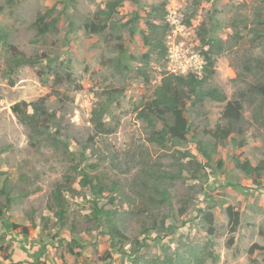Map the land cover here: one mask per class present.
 <instances>
[{"label":"rangeland","instance_id":"obj_1","mask_svg":"<svg viewBox=\"0 0 264 264\" xmlns=\"http://www.w3.org/2000/svg\"><path fill=\"white\" fill-rule=\"evenodd\" d=\"M110 1L0 0V264H264V172L255 186L234 167L235 159L264 166V95L256 90L264 87V0H125L113 18L119 27L88 33L85 25L100 22ZM162 3L170 24L165 46L185 41L202 53L204 39L224 42L208 85L244 106L243 134L235 141L212 137L228 127L226 103L212 100L186 112V141H149L151 128L138 111L168 72L167 54L144 45V20L121 24L137 14L145 19ZM49 10L57 24L41 37L37 20ZM10 44L39 62L14 68ZM54 72L72 76L74 84L54 86ZM111 94L117 98L94 121ZM45 96L57 122L33 132L11 108ZM195 138L221 143L212 163ZM144 163L161 174L152 178L170 195L153 214L141 194L148 191L140 184ZM82 171L107 187L105 197L79 185ZM65 182L70 204L60 222L53 193ZM95 203L124 215V238L112 239ZM228 207L239 213L235 232ZM206 213L214 216L212 234ZM13 223L34 231L16 234Z\"/></svg>","mask_w":264,"mask_h":264},{"label":"trees","instance_id":"obj_2","mask_svg":"<svg viewBox=\"0 0 264 264\" xmlns=\"http://www.w3.org/2000/svg\"><path fill=\"white\" fill-rule=\"evenodd\" d=\"M125 0H114L106 4V9L101 10L99 13L103 15L100 22H88L85 25L88 33L98 35L104 32L107 28H116V24L113 22L114 15L117 14V10L122 6ZM166 3H162L160 6L152 7L144 19L135 15L132 20L121 24V27H128L130 24L140 20L145 21V29L140 30L141 38L144 45L158 50L162 55L166 54V46L164 44V37L169 30V23L166 22ZM53 14L52 10H49L45 14L39 16L37 20V27L39 29V35L44 37L49 30L55 27L57 24V17L51 18ZM98 17V16H96ZM51 18L50 21L47 19ZM193 16L188 17L185 21L187 25H191ZM41 24V25H40ZM131 33H134L130 28ZM239 35L238 33L236 34ZM203 45L208 47V50H203L202 54L206 58V66L201 76L195 74H189L187 76H175L171 74H163L161 82L151 92L149 98L142 104V107L138 111V119L145 121L151 128L149 141L155 143L158 146H164L174 142H184L190 132V123L186 112L191 108H195L199 105L202 107L206 100H212L216 103H226L222 118L228 122V127L218 128L213 134V138L217 141H224L226 139L236 140V135H242L243 131L238 128L243 122V104L238 101H228L224 92L219 88L209 86V82L215 75V63L216 57L220 56L224 52V42L220 39H211L203 41ZM121 47V46H120ZM10 52L13 55L12 64L14 68H19L22 65L34 66L39 62L37 57H27L23 52L19 51L14 45H9ZM149 60V56H146ZM139 74L144 78L146 83H150L149 75L145 70H139ZM41 79H44L45 74L38 72ZM54 86L61 85L64 82L74 84L72 76L64 78L60 73L54 72ZM258 92L264 95V87L256 88ZM117 97L109 95L107 97V104L104 107L101 106L100 110L93 112V120L99 121L102 115L105 113L107 106L115 101ZM48 96L41 97L35 102L21 101L12 106L13 114L18 120L28 126L33 132L48 131L54 123L57 122V112H49L45 108V102ZM196 146L200 155L207 161L213 162V154L221 143L204 142L197 140ZM245 141V140H244ZM242 146L244 142L240 143ZM190 156L196 163L201 164L200 160L191 155ZM219 168L222 167L221 161H216ZM234 167L245 175L255 186H260L262 174L264 172V166H253L249 161L242 162L239 159L234 160ZM141 186L144 189H148L147 192L141 191L143 196H146L147 212L155 213V207L157 204H163L170 202V195L167 188L160 183L162 180L155 182L152 178V174L159 175V172H155L149 167L148 163H144L141 170ZM81 180L79 185L83 188H89L91 192L98 198H103L107 194V187L102 186V182L96 178L91 177L87 172H81ZM161 175V174H160ZM159 175V176H160ZM96 179V180H95ZM154 181V182H152ZM116 187V185H115ZM70 189L65 184H58L56 190L53 193V199L57 210V217L62 222L64 216L70 204V200L67 195H70ZM67 193V194H65ZM159 195V196H158ZM94 211L97 214H101L105 217V221L109 224L110 236L113 238H124V232L126 229L124 215L120 212H114L111 209H105L98 207L95 203ZM229 215V223L232 232L236 231L239 226V213L234 212L231 207L227 209ZM205 221L208 225L209 233H213L214 216L212 213L205 214ZM13 229L16 234L29 235L34 228L32 226H22L13 223ZM253 251V248L251 249Z\"/></svg>","mask_w":264,"mask_h":264},{"label":"built area","instance_id":"obj_3","mask_svg":"<svg viewBox=\"0 0 264 264\" xmlns=\"http://www.w3.org/2000/svg\"><path fill=\"white\" fill-rule=\"evenodd\" d=\"M167 74L187 76L195 74L201 76L206 66L205 56L195 46L185 41L169 42L166 45Z\"/></svg>","mask_w":264,"mask_h":264}]
</instances>
